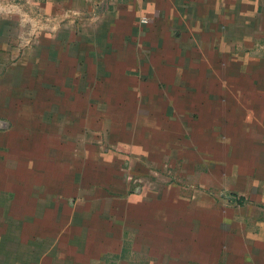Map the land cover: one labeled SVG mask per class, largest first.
Instances as JSON below:
<instances>
[{"label":"crops","instance_id":"crops-1","mask_svg":"<svg viewBox=\"0 0 264 264\" xmlns=\"http://www.w3.org/2000/svg\"><path fill=\"white\" fill-rule=\"evenodd\" d=\"M245 60H264V0H0V264H264V120L236 127L223 147L214 124L210 145L222 156L198 147L181 153L180 169L158 168L162 152L141 135L157 128L156 114L183 110L173 106L189 89L182 82ZM17 65L19 81L113 97L105 109L68 105L69 122L80 110L113 113L102 120L130 136L140 129L144 145L120 142L88 170L82 153L79 192L46 190L44 145L30 149L29 107L13 92ZM97 80L111 87L94 90Z\"/></svg>","mask_w":264,"mask_h":264},{"label":"rangeland","instance_id":"rangeland-1","mask_svg":"<svg viewBox=\"0 0 264 264\" xmlns=\"http://www.w3.org/2000/svg\"><path fill=\"white\" fill-rule=\"evenodd\" d=\"M241 51L243 52V50ZM13 67V83H16L14 95L21 99L24 108L28 109L29 107L30 149H36V146H40L41 142L47 155L43 162H37L38 166L42 168L41 171L43 170L41 180H43L46 190L51 188L54 183L60 187L63 196H72L70 192H79L80 186L75 185L72 170L77 169L78 172L79 169H86L84 167L85 155H81L82 153L89 156L88 170L97 168L98 166L93 165H99L102 158H107L110 154L108 151L116 146L120 147V142L127 140V144L133 145L134 149L144 145L141 142L142 138L139 137L140 129L135 128V134L132 133L130 136L128 131L125 134V129L122 128L125 125L120 124L119 127H115L109 121L102 120V117L108 115L111 117L114 115L113 113L101 112V114L80 110L81 112L77 114L72 112L76 115V120L69 122L68 105L77 106L80 109V106L87 104L88 109L86 108V110L105 109L106 106L112 105L113 97L69 96V91L65 89L67 86L63 85L68 82H56L51 79L19 81L21 68L24 67L19 65ZM206 68V66H189V72H210ZM209 68L212 69L211 66ZM219 72L222 77L220 74L218 75L217 71L215 74L212 73L215 77L211 75V79L207 81L189 79L182 82L189 89L185 92L187 93L185 96L173 98V106L175 108L182 106L183 110L161 116L156 114L157 128H148L149 130L141 128V135L145 137L143 142H146L147 151L162 152L160 157L162 160H159L158 168L180 169L184 163L180 161L183 158L181 153L191 154V151H196L198 147L222 156L223 149L216 146L215 149H212L213 146L210 145L216 134L214 132L216 123L220 122L221 125V130L218 131L221 132L219 135L223 147L224 144H227V140L233 139L236 130H239L236 127L264 120V60H258L253 64L245 60L238 62L236 66L222 65ZM229 72H234L236 78L228 76ZM220 77L221 79H219ZM90 83L84 82L83 85H86L88 89L91 87ZM110 84V81L97 80L92 82V88L106 90L111 87ZM140 84L141 81H130L128 86L134 89ZM56 89L61 91L54 92ZM59 92L61 95H58ZM27 93L29 96L26 95ZM125 100L132 103L135 98L126 97ZM114 103L115 101H113ZM55 109L65 110L68 113H54ZM87 115H91L92 118L87 119ZM22 116L25 117V113ZM140 120L141 118L138 117V121ZM149 120L155 122L150 117ZM233 122L242 125L235 124V127L230 129L231 126H234ZM41 123H43V128L38 126ZM129 127L131 128L133 125H129ZM154 133L156 136L153 135ZM197 139L201 141L196 143ZM156 142L157 145H154ZM177 154L180 155L177 156ZM171 155L178 159L177 162L169 160ZM48 156L51 159H47ZM79 158H83V160H79ZM30 163L32 164V162ZM130 163L131 161L127 160L128 166ZM37 164H32L30 170ZM219 168L222 170L221 166ZM93 170L96 171V169ZM31 179L33 178L30 177V181ZM76 186L77 189H75ZM46 190L45 195L49 197L51 194ZM62 204H64L63 201ZM12 243L15 245V241ZM2 260L3 257L0 255V263Z\"/></svg>","mask_w":264,"mask_h":264}]
</instances>
